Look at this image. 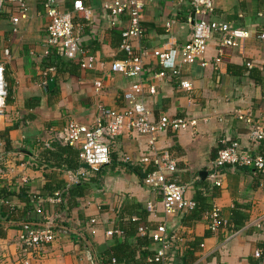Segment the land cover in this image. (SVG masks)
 <instances>
[{"label": "crops", "instance_id": "obj_1", "mask_svg": "<svg viewBox=\"0 0 264 264\" xmlns=\"http://www.w3.org/2000/svg\"><path fill=\"white\" fill-rule=\"evenodd\" d=\"M23 1L26 16L16 26L10 18L18 12L17 5L5 6L0 14V63L4 65L9 92L6 115L0 124V136L8 141L0 161V193L25 187L27 194L45 200L61 192L63 203L40 205L45 212L63 220L64 226L55 230V239L49 245L27 249L19 241L17 223L0 222L5 230V236L0 238V264H98L100 252L112 242L106 233L115 230L119 213L130 206L147 211L148 204H152L153 211H147V222L152 227L165 222L179 240L170 251L168 264H180L186 244L195 237L203 239L202 248L193 254L196 260L192 264H264V176L245 168L224 166L220 171L221 188H209L207 182L209 162L222 147L223 139L237 140L252 153L264 156V141L251 145L247 124L237 118L242 113L257 119L264 113V41L257 38L258 32H264V18L257 15L263 0H214L215 15L210 19L253 34L246 39L243 52L226 48L217 68L211 63L205 67H180V78L192 84L190 91L179 87V77L151 76L150 72L160 69L152 57L146 59L139 78L111 74L110 62L124 56L119 49L120 30L128 25V18L121 16L117 25H111L112 18L103 9L110 0H81L91 10L90 17L86 20L76 14L73 23L79 28L81 47L94 56L96 65L90 71L80 69L73 75H60L57 86L52 81L47 84L48 88L53 87L49 93L40 84L42 69L51 62V57L42 56L47 22L43 0ZM175 1L144 0L143 36L133 41L135 49H165L186 41L190 32L186 19L191 8L188 3ZM72 2L60 0V9L71 11ZM5 49L8 59L3 54ZM214 56V42L210 41L205 59L211 62ZM246 62H251V68L262 77L254 80L244 74ZM97 81L102 85L99 91L94 86ZM137 82L156 86V94H145L143 98L155 118L166 114L196 121L195 126L179 133L160 134L158 146L174 157L176 175L186 185L185 198L194 200L200 194L227 223L235 206L242 207L247 221L238 232L231 235L226 226L204 237L208 230L204 215L209 210L199 214L198 210L193 211L198 219L189 225L182 224V219L192 212L172 218L164 216L160 195L144 187L131 171L141 167L137 160L147 154L143 136L132 133L116 138L110 148V162L98 174L79 162L75 147L54 141L55 130L67 122L91 123L97 102L113 109L123 108V92ZM83 172L86 175L80 177ZM71 176L76 177L75 182ZM87 181L89 190L85 195L74 198V207H65L67 189ZM5 200L17 208L23 207L16 197ZM91 219L95 220L92 225ZM155 247L151 242L149 249L154 251ZM90 248L96 260L90 256ZM255 251L261 252L259 258L254 256Z\"/></svg>", "mask_w": 264, "mask_h": 264}, {"label": "built area", "instance_id": "obj_2", "mask_svg": "<svg viewBox=\"0 0 264 264\" xmlns=\"http://www.w3.org/2000/svg\"><path fill=\"white\" fill-rule=\"evenodd\" d=\"M60 0H43L45 17V38L43 41L44 58L52 57L57 53L65 60L77 62L79 68L84 71L92 70L96 65L93 55L87 53L81 47L79 28L74 23L76 14L88 20L91 10L84 6L81 0H73L72 10L60 9ZM177 3H188L191 11L186 19L190 32L182 45L170 48H153L150 51L143 48L135 49L133 41L143 36L142 11L144 0H110L105 2L103 9L111 16V25H117L119 18H128V25L120 30L119 49L124 57L114 59L110 62L108 70L111 74L124 78H139L145 70V61L152 57L160 67L159 71L150 75L158 78L172 77L179 79V87L182 90H192V84L180 78V67L185 65L200 64L202 67L211 63L214 68L221 63L226 48H236L243 52L246 39L252 36L253 32L241 28H235L229 23L210 19L215 15L214 0H176ZM17 5L18 12L10 18L11 24L16 26L19 19L26 16V5L23 0H0V14L5 6ZM264 18V0L257 14ZM208 17V18H205ZM169 24L166 25L168 28ZM15 31V28L13 29ZM257 33V32H256ZM257 38L264 41V32H258ZM210 41L214 42L215 56L211 62L205 59L207 46ZM4 56L9 58V52L4 50ZM251 68V62L245 63ZM55 66L50 65L42 69V87L52 81L55 74ZM96 91L101 89L99 81L94 83ZM8 85L5 79L4 65L0 63V124L4 120L7 108ZM156 86L143 85L140 82L133 83L130 90L124 91L122 99L125 105L121 109H113L96 103V114L89 124H80L75 121L67 122L64 126L55 130L54 141L61 146L75 147L79 162L91 172H98L110 162V148L116 138L124 134L135 133L146 138L147 154L140 156L137 163L151 170L142 179V185L160 195L162 212L166 218H172L193 212L196 204L193 200L185 198L186 185L181 184L176 175V161L171 152L158 146V138L164 132L179 133L196 124L195 120H188L182 117H171L160 114L155 118L143 101L145 94L153 96L156 94ZM239 120L244 121L248 126L247 140L251 145L264 141V113L257 119L238 114ZM222 147L217 151L216 156L209 162L207 182L209 188H221V169L224 166L245 168L264 176V157L254 154L249 148L242 147L237 140H221ZM4 140L0 137V161L4 157ZM80 177L86 174L80 173ZM75 182L76 177L71 176ZM61 204L63 197L61 192H55L45 200L40 197L34 199L35 213L42 219V225L32 227L22 225L19 234V241L29 249H38L49 245L55 239V216L45 212L41 203ZM1 203L12 206L8 200L2 199ZM147 211L152 212V204L147 205ZM204 219L207 228L212 233H217L227 226V222L221 217L219 211L212 207ZM94 219L89 221L92 225ZM119 234L113 230L106 233L107 236ZM138 234L147 235L149 240L155 244L154 253L146 259L147 264H168L170 251L175 249L178 238L167 229L165 222L158 224L153 229L141 224L138 227ZM254 256L259 258L260 251H255ZM112 264H116L112 261Z\"/></svg>", "mask_w": 264, "mask_h": 264}, {"label": "trees", "instance_id": "obj_3", "mask_svg": "<svg viewBox=\"0 0 264 264\" xmlns=\"http://www.w3.org/2000/svg\"><path fill=\"white\" fill-rule=\"evenodd\" d=\"M50 65L55 66L56 69V72L52 77L54 86H57V83L60 80V75H73L78 73L80 70L77 62L61 58L58 55V52L52 54L51 62L46 64L45 67ZM242 71L244 74L253 78L254 80L259 79L261 76L260 72L253 68L243 67ZM44 90L48 93L53 92V87L50 89L45 86ZM4 143V150H6L8 141L4 140ZM101 169L97 172V174L100 173ZM150 170L151 167L145 168L143 166L131 168V171L135 173L140 180H142ZM88 186L89 181L83 184H76L75 186L68 188L66 191V197H68V200H66V204L64 206L66 207L67 204H69L71 207H74V198L84 196L89 190ZM9 197H16L20 202L23 203V207L17 208L15 206H8L4 203H1L0 222H3L4 224L17 223L16 227H18V229H21V226L24 224L32 227H38L39 224L42 223V219L35 213L34 199L36 197L27 194V189L25 187L19 188L17 192L11 191L0 193V199H6ZM193 201L196 204L195 210H198V214L203 211L206 212L211 208L207 199L200 194H197ZM198 214L196 212H192L191 215L184 216L182 219V224L189 225L190 221L193 219H198ZM246 221L247 215L244 214L242 207L235 206V208L232 210L231 219L227 223V229L230 231L231 235H233L244 226ZM62 222L63 220H56L54 230H58L61 226H64ZM141 224L150 229L154 228L147 222V211L142 210L140 206H130L129 208L121 211L118 215L115 228V230L119 231V235L113 234L111 236L112 242L100 252L99 255L101 258L99 257L98 264H112V261L121 264H146V259L151 257L154 251L149 249L151 244L149 237L147 235L141 236L138 234V227ZM210 234L213 233L208 229L205 232L204 237ZM4 236L5 230L3 225L0 223V238ZM202 239L203 237H195L192 242L186 244L184 251L185 253L183 256H181L182 258L180 260V264H192L196 260V257L193 254L202 248Z\"/></svg>", "mask_w": 264, "mask_h": 264}, {"label": "water", "instance_id": "obj_4", "mask_svg": "<svg viewBox=\"0 0 264 264\" xmlns=\"http://www.w3.org/2000/svg\"><path fill=\"white\" fill-rule=\"evenodd\" d=\"M39 225H42V224H39ZM90 256H92V258L94 259V260H96V257H95V254L93 253V251H92V249L90 248ZM97 264V263H96Z\"/></svg>", "mask_w": 264, "mask_h": 264}, {"label": "rangeland", "instance_id": "obj_5", "mask_svg": "<svg viewBox=\"0 0 264 264\" xmlns=\"http://www.w3.org/2000/svg\"><path fill=\"white\" fill-rule=\"evenodd\" d=\"M176 2V1H175Z\"/></svg>", "mask_w": 264, "mask_h": 264}]
</instances>
